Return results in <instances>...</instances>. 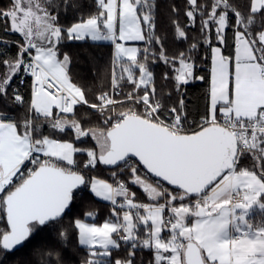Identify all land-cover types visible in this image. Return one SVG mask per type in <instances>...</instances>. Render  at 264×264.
Wrapping results in <instances>:
<instances>
[{
	"label": "trees",
	"instance_id": "1",
	"mask_svg": "<svg viewBox=\"0 0 264 264\" xmlns=\"http://www.w3.org/2000/svg\"><path fill=\"white\" fill-rule=\"evenodd\" d=\"M40 1L55 18L59 30L55 50L60 58L69 57L68 76L80 89L82 101L74 103L69 112L61 111L58 106L51 115H43L34 110L33 80L31 76L24 77L29 60V54L22 48H27L26 38L13 29L9 15L15 0H0V120L16 123L21 132L27 129L38 146L43 145L45 138L51 137L72 142L76 148H82L83 150L75 153V170L85 173L88 181L84 187L75 191L72 206L63 216L46 224L33 223L31 236L26 243L20 248L9 249L2 241L4 234L10 229L5 210L6 196L40 164L53 161L43 157L27 159L21 165L17 178L0 193V264H118L120 260L130 264H158L154 247L146 243L151 237V225L145 222L141 211L130 213L135 218L134 234L127 240L120 238L119 245L109 249V255H101L98 250L94 251L79 242V218H86L88 213H93L95 220L101 222L123 210L92 193L88 182L94 177L110 182L121 178L135 192L133 200L137 205L160 204L163 201V198L158 201L152 199L131 181L134 171H146L143 166L142 169L125 167L124 162L109 165L100 159L95 165H91L88 164L89 155L85 150L95 148L93 129H105L108 135L121 121L120 116L124 112L152 120L154 118L138 102L123 101L104 108L93 105H100L104 94L116 82L124 91L118 95L119 99L126 98L129 90H135L137 95L148 93L151 101L158 105V114L162 119H171L178 112L196 122L208 119L214 47H221L222 54L230 60L234 72L237 36L242 31L256 49L258 60L264 63L261 53V48L264 49L261 40L264 7L254 11L253 0H196L195 4L191 0H133L141 18L145 40L138 42L137 55L129 58L119 53L113 41H94L71 35L70 28L77 23L96 17L104 19V11L98 0ZM221 12L226 17L224 31H220L217 19ZM183 58L194 63V77L190 82L178 84L174 65ZM134 64L146 66L152 72L153 77L146 86L140 85L137 77L132 78L128 73ZM64 116L76 120L79 128L56 127L55 121ZM78 130L85 132L87 137L79 139ZM56 163L68 169L67 164L60 161ZM243 168L256 170L264 179V159L258 148L252 146L241 152L236 169ZM22 172L25 174L20 175ZM150 177L158 181L153 176ZM161 183L170 190L167 191L170 199L175 194L173 191L182 193V202H193L206 192L187 194L181 188ZM261 199L264 201V193L261 194ZM128 212L130 211L125 213ZM263 212L264 209L259 211ZM130 215L126 216L128 220H132ZM260 215L262 214L256 213L253 217ZM119 232L120 230L116 233ZM159 264L174 263L163 260Z\"/></svg>",
	"mask_w": 264,
	"mask_h": 264
},
{
	"label": "rangeland",
	"instance_id": "2",
	"mask_svg": "<svg viewBox=\"0 0 264 264\" xmlns=\"http://www.w3.org/2000/svg\"><path fill=\"white\" fill-rule=\"evenodd\" d=\"M142 1V0H138ZM193 4H195L196 0H191ZM264 7V0H253L252 8L254 11L260 10ZM9 15L11 16V22L13 25V29L19 31L26 38V46L33 49H42L48 48L55 50V45L58 42L59 38V30L55 23L54 16L48 11L46 6L40 0H15V4L12 9L9 11ZM94 21H97V31H100L101 37L104 39H111L118 46V51L120 54L124 56L133 57L137 55L138 42H142L145 40V33L141 23L140 15L137 11V5L129 3L127 6L123 7L120 14L114 18V20L105 21V30H102L99 25V17L93 18ZM219 22L220 31H224L226 27V17L225 13L221 12L217 17ZM104 31L107 32V35H104ZM74 38H85L80 36H73ZM261 40L264 44V31L261 33ZM238 43V52H239V62L240 63H250L249 56H253L256 60H254L253 65L254 69L250 71V76L245 75L241 76V74H236L232 71L231 62H226V66L223 63H220L218 57L223 55L222 49L220 46L214 47V58L216 59V68L214 73V81H215V96H214V106L213 110L215 111L222 109V111L234 110L233 102L239 106L238 108H245L251 104L253 110L264 109V77L262 76L261 70H264V63L258 60V53L252 43L248 40L245 33L242 31L238 32L237 36ZM24 50L27 48L22 46ZM252 50V52H251ZM251 53V55H250ZM261 53L264 56V49L261 48ZM251 64V63H250ZM193 68L194 63L186 58H183L177 62V65H174V69L176 70L175 79L178 84L181 82H190L193 80ZM136 69H139L138 71ZM130 76L132 78L137 77L138 83H142V86H146L152 79V72L146 67L142 65L134 64L130 69ZM238 73V72H237ZM247 76V77H246ZM251 80H247L248 78ZM236 85V88L234 89ZM71 91V90H70ZM72 93V91H71ZM73 95V93H72ZM74 96V95H73ZM74 103L81 102L82 99L74 96ZM123 101H130L121 99ZM137 101H134L135 103ZM153 104L154 102L151 101ZM217 102V103H216ZM146 109L147 107L140 101ZM94 107H98L97 105H93ZM219 106V107H218ZM72 111V109L70 110ZM213 111V114H214ZM237 114L238 111H236ZM213 118V117H212ZM55 126L64 128L66 126H74L76 129L79 128V123L76 120H72L69 117H60L55 121ZM18 134L20 139H17L16 134L8 128L4 127L0 129V158H7L15 155L19 150L22 149L23 145H26V148L32 149L34 151L47 152L51 155L52 162L60 161L64 164H67L68 170H75V153L77 151L83 150L82 148H76L72 142L63 141L58 143L55 138H49L48 143L45 149L40 148L37 144L33 142V147L31 146L30 137L31 134L27 129H24L22 132L19 130L16 125ZM93 137L94 139V147H89L85 149L89 155L88 164L95 165L101 154L106 153L110 147V139L109 135H107V131L105 129H93ZM79 139H85L87 137L85 132H81L78 130L77 134ZM241 154V153H240ZM240 156V155H239ZM33 158V157H32ZM60 158V159H56ZM39 159V158H36ZM239 159V158H238ZM134 165L131 164L130 167ZM133 168H137L134 166ZM20 169V168H19ZM19 169L15 172H19ZM138 171V172H137ZM134 171L133 176L131 177V181L135 182V184L142 188L143 191L149 195L152 199L158 201L163 198V201L160 203L166 202L168 204L169 210L175 209V206L178 204H183L181 194L177 191H173L175 194L172 195L173 198L170 199L167 196V193L170 190L164 188V185L151 178L146 171L143 170ZM238 173L235 174V180H238ZM259 177V176H258ZM5 178V179H4ZM10 176H3L0 178V193L4 190L3 182L9 181ZM228 174H225L221 179H227ZM123 181V180H122ZM257 181V183H256ZM255 184L254 189L257 191H264V180L260 177L257 178L255 176ZM89 188L98 198L112 202L114 205H118L119 202V194L121 188L115 189L113 184L110 181L94 177L88 182ZM128 186L126 182L116 184ZM131 189V188H130ZM132 190V189H131ZM168 191V192H167ZM155 196L156 198H154ZM135 192L132 190V198H121L119 206L123 210L118 211L116 214H113L101 222L95 220V214L88 213L86 218L82 217L77 220V225L79 228V242L87 247H90L94 251H99L101 255H109V249L112 247H116L119 245V241L121 238V232L126 231L130 236H132L135 232V222L134 216L130 215V212L127 214L126 211H130V208L136 206L135 202ZM174 199V200H173ZM178 202H176V200ZM198 201L194 205H185L187 211L190 209H195L199 212V208L203 206L205 201H202L201 198H197ZM246 203L243 205L240 202H237L235 207L239 208V215L235 220L236 222V231L252 229L251 223L248 221V217L254 215L256 213L262 214L256 220L257 222H264V212L259 213V211L263 210L264 205L261 203L260 198L254 196H248L246 199ZM116 202V203H115ZM2 202L0 201V207ZM142 205V204H141ZM184 207V206H183ZM259 207V208H258ZM261 207V208H260ZM153 209V208H151ZM182 215L184 214V210L180 208ZM127 215L132 217V220H128L126 218ZM171 215V214H170ZM253 217V216H252ZM254 218V217H253ZM175 220L179 222L180 218H175ZM184 224L188 223L185 221V217L183 219ZM241 226V227H240ZM180 232L167 234V237H164L163 234H155L151 232V237L147 239L146 243L149 246L154 247L155 260L156 263H161L163 260L173 261L175 264H183L188 262L183 259L181 254V242L184 238V225H179ZM120 232L117 234L116 232ZM182 248V247H181ZM185 261V262H184ZM90 264V262L84 263ZM118 264H130V262L118 261ZM199 264V263H197ZM204 264V262H203ZM213 264V263H209Z\"/></svg>",
	"mask_w": 264,
	"mask_h": 264
},
{
	"label": "water",
	"instance_id": "3",
	"mask_svg": "<svg viewBox=\"0 0 264 264\" xmlns=\"http://www.w3.org/2000/svg\"><path fill=\"white\" fill-rule=\"evenodd\" d=\"M108 135L110 147L100 155L101 162L116 165L133 157L151 176L187 194L209 190L239 158L235 134L217 123L193 133H176L158 121L128 115ZM87 181L83 172L54 162L40 164L6 196L10 229L3 236V244L9 249L22 247L31 236V225L63 216L72 206L75 191ZM199 213H205L204 207ZM185 258L190 264L203 263L200 249L191 242Z\"/></svg>",
	"mask_w": 264,
	"mask_h": 264
},
{
	"label": "crops",
	"instance_id": "4",
	"mask_svg": "<svg viewBox=\"0 0 264 264\" xmlns=\"http://www.w3.org/2000/svg\"><path fill=\"white\" fill-rule=\"evenodd\" d=\"M103 11L104 19L99 21V25L102 30H105V21L114 20L117 15L120 14L123 7L127 6L129 3L135 5L133 0H98ZM95 19H89L84 22L77 23L70 28V33L72 36H80L85 38H90L94 41H112L111 39H104L101 37L100 31H97V21ZM13 26V25H12ZM104 35H107V32H103ZM115 43V42H114ZM117 49L118 46L116 45ZM33 55H35L41 63L44 65V74L46 76L53 75L59 82H61L65 87L72 91L73 95L82 98V93L80 89L75 86L68 76V67L70 64V59L68 56L60 58L57 55L56 50L42 48V49H33L27 47ZM252 52V50H251ZM138 53V49H137ZM222 54V53H221ZM251 55V53H250ZM239 52L237 46V53L235 58L234 73L241 74V76L249 75L250 71L254 69L253 62L256 60L253 56H249L250 63H240ZM129 57V56H126ZM135 57V56H133ZM129 57V58H133ZM220 63L224 65L230 60L221 55L218 57ZM226 66V65H225ZM216 68V59L214 58L213 50V60H212V86H211V98H210V116L209 119H214L219 116L221 113L225 112L222 109L213 110L214 106V96H215V81L214 73ZM252 68V69H251ZM238 72V73H237ZM130 74V71H128ZM251 75V74H250ZM249 75V76H250ZM246 76V77H247ZM263 76V75H262ZM264 77V76H263ZM247 80H251L249 77ZM143 85L142 83H139ZM236 88V85L234 89ZM217 103V102H216ZM58 105V102L52 99L47 93L39 92L33 95L32 107L37 113L43 115H51L53 109ZM234 110H227L233 112L235 115L240 117H254L262 109L253 110L251 104L245 108H238L239 106L236 102H233ZM219 107V106H218ZM264 107V106H263ZM214 111V114H213ZM238 111L239 114L236 113ZM213 117V118H212ZM8 127L14 134H16L17 139H20L16 123L11 121H1L0 120V129ZM31 146L33 145V138L30 137ZM49 138H45L43 145L40 148L45 149ZM58 143L63 142L60 139H56ZM33 147V146H32ZM253 148H258L262 152L264 159V133H261L256 138ZM41 150V149H40ZM34 151L32 149H27L26 145H23L22 149L19 150L15 155L0 158V178L3 176H12L15 172L21 167V165L30 158H51V155L47 152ZM32 158V159H33ZM60 159V158H56ZM61 160V159H60ZM238 173V180H235V174ZM255 176L257 178L263 179L259 172L254 169H235L233 177H228L227 179H221L213 187H211L206 195L208 199H205L203 203L205 213L200 214L195 209H190L187 211L185 205H194L198 201H188L183 202V204H178L175 206V209L170 210L165 206H168L166 202L160 204H149L152 209V221L149 223L151 225V232L155 234H163L164 237H167V234L179 233V225H184V238L181 242V254L184 260L185 253L187 251L189 243H194L201 251L202 259L204 264H264V222H257V218L251 216L248 217V221L251 223L252 229H246L243 231H236V218L239 215V208L235 207L237 202L232 201V196L234 193L242 194L244 197L245 204L248 196L258 197L261 200V203L264 205V201L261 199V194L264 191H257L254 189ZM259 176V177H258ZM264 180V179H263ZM257 183V181H256ZM112 184V183H111ZM115 189L121 188L119 196V204L121 203V198H132V190L129 187L123 185H113ZM257 187V185H256ZM156 198L155 196H153ZM208 200V201H207ZM116 203V202H115ZM118 204V206H119ZM184 206V207H183ZM195 206V205H194ZM180 208L184 210L182 215ZM259 208V207H258ZM261 208V207H260ZM264 209V208H263ZM172 213L175 215V218H180L179 222L176 221L174 226L169 227L165 221L164 216L166 214L170 215ZM177 215V216H176ZM185 217V221L183 222ZM241 227V226H240ZM169 231V233H168ZM236 234L240 236L237 238ZM169 261V260H167ZM174 263L173 261H170ZM185 262V261H184ZM175 264V263H174ZM186 264V263H183ZM190 264V263H188ZM203 264V263H202Z\"/></svg>",
	"mask_w": 264,
	"mask_h": 264
},
{
	"label": "built area",
	"instance_id": "5",
	"mask_svg": "<svg viewBox=\"0 0 264 264\" xmlns=\"http://www.w3.org/2000/svg\"><path fill=\"white\" fill-rule=\"evenodd\" d=\"M29 54V60L25 66V76L32 77V92L33 95L39 92L47 93L52 99L58 102V108L63 112H69L74 105V96L71 91L65 87L61 82H59L53 75L46 76L44 74V65L41 61L33 55L28 49H26ZM262 75L264 76V70H261ZM124 93L123 88L116 82H113V85L109 91H107L103 96V101L100 105H97L96 108H104L111 105L118 104L121 99L118 98V95ZM127 93V92H126ZM125 100H131L132 102H142L146 107L149 115L154 118L155 121H158L172 131L176 133H193L201 130L202 128L217 123L228 128L233 132L237 138L239 146V155L242 151L251 148L254 145V142L259 134L264 133V109H261L259 113L254 117H240L235 115L233 112L225 111L221 113L214 119H202L200 122H196L191 118H188L183 113H175L171 119H162L158 114V105L151 102L150 95L145 93L144 95H137L135 90H129ZM129 115L128 112L121 114V120L126 118ZM119 123V122H118ZM131 164L137 168L142 169L140 162L134 158H129L124 162L125 167H129ZM33 167L31 166V169ZM236 166L229 169L226 174L228 177H233ZM25 172L20 173L24 175ZM9 181L3 182L4 187L10 185L17 176L12 175ZM5 179V178H4ZM159 181V180H158ZM161 182V181H159ZM113 185L123 183L121 178H118L116 182H111ZM201 200L208 199L206 192L200 197ZM244 197L242 194L234 193L232 196L233 202H244ZM208 201V200H207ZM168 208V206H165ZM141 211L144 217V220L147 224L152 221V209L147 204L136 205L130 208V213H136ZM165 223L171 227L176 224L173 216L166 214L164 216ZM121 239L127 240L130 239V235L123 230L121 232ZM240 235L236 234L238 238Z\"/></svg>",
	"mask_w": 264,
	"mask_h": 264
},
{
	"label": "bare ground",
	"instance_id": "6",
	"mask_svg": "<svg viewBox=\"0 0 264 264\" xmlns=\"http://www.w3.org/2000/svg\"><path fill=\"white\" fill-rule=\"evenodd\" d=\"M225 174H226V173H225ZM225 174H224V175H225ZM224 175H223V176H224ZM220 180H221V179H220ZM220 180H219V181H220Z\"/></svg>",
	"mask_w": 264,
	"mask_h": 264
}]
</instances>
